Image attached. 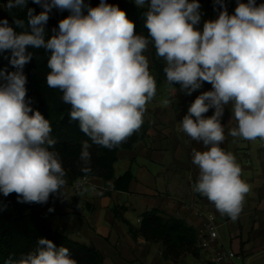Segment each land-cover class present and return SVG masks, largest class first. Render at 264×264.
Segmentation results:
<instances>
[{
	"label": "clouds",
	"instance_id": "9594fccd",
	"mask_svg": "<svg viewBox=\"0 0 264 264\" xmlns=\"http://www.w3.org/2000/svg\"><path fill=\"white\" fill-rule=\"evenodd\" d=\"M32 3L42 10L36 13L28 0H7L3 7L10 14L13 9H26V21L13 17L15 28L0 19V52L11 53L9 63L15 69L0 70V193L4 197L15 193L19 203L30 204L47 203L52 194L65 197L66 172L60 154L50 150L57 143L50 122L26 98L24 68L34 55L30 48L50 53L47 86L63 93L62 101L71 105L70 122L78 121L91 140V144L82 142L79 154L80 170L88 174L92 144L117 148L144 122L146 105L156 95V81L144 55L152 43L166 62L163 70L170 85L179 84L187 95L204 82L212 86L190 104L180 129L206 149L192 153L199 169L193 191L235 221L251 188L242 179L236 157L220 147L226 139L221 119L231 104L236 126L228 135L264 141V3L237 0L234 14H229L224 0H215L218 17L204 21L200 30L199 0H134L138 7L148 8L147 37L136 34L124 10L105 0L88 7L86 15L84 0ZM53 9L70 15L49 35L46 25ZM210 109L214 112L206 117ZM83 191L99 194L95 185ZM4 210L6 206L0 204V211ZM4 264L78 262L67 247L41 237L34 251L18 259L10 254Z\"/></svg>",
	"mask_w": 264,
	"mask_h": 264
},
{
	"label": "crops",
	"instance_id": "0c3cea01",
	"mask_svg": "<svg viewBox=\"0 0 264 264\" xmlns=\"http://www.w3.org/2000/svg\"><path fill=\"white\" fill-rule=\"evenodd\" d=\"M209 1L215 4V0ZM236 2L224 0L227 11L232 10ZM256 3L259 5L264 0H256ZM214 14L213 18L211 13L210 20L216 19L219 12ZM202 25L200 23L197 27ZM144 55L157 85H166L168 98L155 95L146 105L143 117L148 124L147 136L132 148H122L117 152L115 176L128 169L133 173L128 190L114 189L113 179L87 176L80 190L75 189V180L66 183L63 188L65 197L57 195L51 203L38 209L46 214L52 227L58 231L98 248L104 257L102 264H174L163 256L160 242L148 241L142 236L134 237L127 224L114 215L115 205L124 206V218L136 227L140 224L141 214L151 208L162 210L166 216L184 219L200 234L203 244L201 260H209L216 249L224 248L237 254L233 259H226L224 264H264V146L259 139L256 144L246 140L243 145L241 138L228 135V130L236 126V121L231 120L232 105H227L221 119L226 139L220 147L236 157L242 169V179L251 190L245 196L243 210L235 221L221 215L206 197L193 191L199 169L192 162V153L194 149H206L180 129V121L187 114L190 104L202 92L212 90V86L204 82L200 89L187 95L180 90V85H170L166 75L158 81L150 46ZM165 100L169 101L167 105ZM209 111L213 114L214 109ZM204 115L211 116L209 113ZM90 185H95L99 194L83 191ZM49 208L54 211L49 212ZM208 221L217 227L218 237L214 239L206 236ZM197 259L186 254L181 264H195Z\"/></svg>",
	"mask_w": 264,
	"mask_h": 264
},
{
	"label": "trees",
	"instance_id": "16d2710c",
	"mask_svg": "<svg viewBox=\"0 0 264 264\" xmlns=\"http://www.w3.org/2000/svg\"><path fill=\"white\" fill-rule=\"evenodd\" d=\"M106 3L117 5L126 12L127 17L134 22L136 34L148 36L145 27V13L148 8L138 7L134 2L121 0H105ZM7 0H0V19H7L9 24L15 28L13 17L25 20L26 9H13L10 14L3 6ZM85 7L83 13L87 14L88 7H97L100 0H84ZM28 7L34 8L36 13L42 9L39 5L28 0ZM70 15V12L53 9L46 29L51 34L53 28L58 27V22ZM19 31V29H16ZM153 55V68L158 73V81L165 75L164 67L166 63L163 58L157 56L154 44L150 43ZM33 52V59L28 63L24 72L27 76V97L31 98V107L39 110L46 119L49 120L52 132L51 136L57 141L54 149L60 154L62 166L66 172V183H71L79 177L97 176L105 180L113 179V187L118 190H128L129 183L133 178L130 169L119 176H115L114 163L117 160V152L122 148H132L134 144L147 136L148 124L144 121L141 128L134 132L119 147L109 150L107 148L92 144L89 151L91 153V169L88 174L81 172L79 154L83 141L91 140L79 129L78 121H71L69 113L71 105L62 101L63 94L59 89L49 88L46 83V76L50 69L47 61L50 53L45 49H29ZM0 70L6 69L8 72L15 69L10 65V52H0ZM3 81L0 80V83ZM179 85V84H177ZM212 115L211 111L208 112ZM31 114V113H30ZM63 191V189H62ZM58 194H52L47 203H19L15 193L4 197L0 193V204L6 206V210L0 211V264L13 255L18 259L22 253L34 251L37 247V240L41 237L47 238L57 246H64L78 264H102L103 255L93 244H86L70 238L68 235L52 227L46 214L38 207L49 204ZM124 206L115 205L113 212L116 217L124 221L130 233L134 236H142L148 241H156L162 244V254L166 259H170L174 264H181V259L186 254H191L195 258L201 255L199 246L200 234L192 225L184 219L176 216H166L158 208H151L141 214V221L138 227L133 226L123 216Z\"/></svg>",
	"mask_w": 264,
	"mask_h": 264
},
{
	"label": "built area",
	"instance_id": "2783aa9c",
	"mask_svg": "<svg viewBox=\"0 0 264 264\" xmlns=\"http://www.w3.org/2000/svg\"><path fill=\"white\" fill-rule=\"evenodd\" d=\"M260 144L264 146V141L260 140ZM86 177L87 176L79 177L75 180L74 187L76 190H80L83 187L86 183ZM210 218H212V215H210ZM205 231L208 238L214 239L218 237L217 227L212 221L207 222ZM202 245L199 239V246L201 248ZM236 256L237 254L233 250L218 248L212 253L209 260H201L198 258L195 264H224L226 259H233Z\"/></svg>",
	"mask_w": 264,
	"mask_h": 264
},
{
	"label": "rangeland",
	"instance_id": "374dc122",
	"mask_svg": "<svg viewBox=\"0 0 264 264\" xmlns=\"http://www.w3.org/2000/svg\"><path fill=\"white\" fill-rule=\"evenodd\" d=\"M124 1L134 2V0H124ZM199 1L201 2V8H200L201 21H200V23L203 24L204 21L210 20L211 13H212V17L214 18V15H215L214 13L219 12L220 11V7L217 4H212L209 0H199ZM236 6H237V2L235 4V6L232 8V10L230 9V10H228V12L231 11L230 14H234V10H235ZM197 28L200 29V30H202L203 25L200 28L199 27H197ZM0 57H1V55H0ZM150 74L153 76L152 73H150ZM165 88H166V85L165 84L157 85V83H156V94L158 95V97H161L163 99H167L168 98V93L166 92ZM250 142H251V144L258 143L257 140L250 141ZM241 143L244 145L247 142H246V140H244L243 138H241Z\"/></svg>",
	"mask_w": 264,
	"mask_h": 264
}]
</instances>
